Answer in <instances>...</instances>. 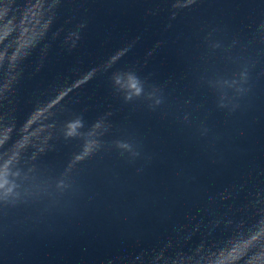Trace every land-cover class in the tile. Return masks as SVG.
Instances as JSON below:
<instances>
[{"label":"clouds","instance_id":"1","mask_svg":"<svg viewBox=\"0 0 264 264\" xmlns=\"http://www.w3.org/2000/svg\"><path fill=\"white\" fill-rule=\"evenodd\" d=\"M119 55H120V53H117L116 55H114L111 58L112 61L114 62L116 59H118ZM16 58H17V54L14 53L12 56V60L14 61ZM2 59H3V56L0 55V60H2ZM94 74H95V69L90 70V71L78 76L75 80L71 81L70 83L65 84L55 95H53L51 98H49L45 103L36 107L33 110V112L29 115V117L26 120V122L24 123V125L29 123V121H31V119H32L33 114L38 112L43 117L42 123L44 124L45 129L47 130V128L51 127V125L46 124V122L53 116V114H54L53 110L56 109L57 106L60 105L61 102L70 93H72L76 89H79L84 84L88 83L89 80L92 79ZM117 83H119V80H117ZM129 87L135 89L137 91V93L139 92V89L136 87L135 81L131 80V78H130V82H129ZM5 88H7V84L5 85ZM24 125H23V127H24ZM99 127H100L99 123L95 125V128H99ZM82 128H83V121L81 118L77 117V118L70 120V121H67L65 123V126L63 129V135L65 138H76L78 135H80V131ZM4 129H8L9 131H8L7 136L2 141H0V147H3V145L10 139V136L13 132V127L10 125H6L4 127ZM49 138L50 137H47L45 140H43L41 142V146L38 147L39 152L44 151L43 144H46L47 139H49ZM23 140H24V133L21 132L20 138L17 141H15L13 144L14 152H13L12 156L6 158L4 161V167L5 168H7L10 165L12 159L15 158V156L19 155L20 151L29 147L32 144L33 140H39V139L33 138L26 143H22ZM92 143L94 144V142H92ZM89 151L85 152V154H87ZM82 158H83V156L78 155L76 157V160H80ZM241 255L242 254H239L237 252L236 248L234 247L226 255L222 254L221 257L216 261V264H235V262L241 258Z\"/></svg>","mask_w":264,"mask_h":264}]
</instances>
